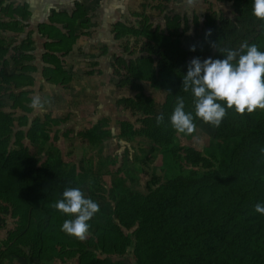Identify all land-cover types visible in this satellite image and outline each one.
Here are the masks:
<instances>
[{
    "label": "trees",
    "instance_id": "1",
    "mask_svg": "<svg viewBox=\"0 0 264 264\" xmlns=\"http://www.w3.org/2000/svg\"><path fill=\"white\" fill-rule=\"evenodd\" d=\"M215 1L232 2L235 16L210 13L201 23L193 16L192 33L188 20L177 14L167 16L163 28L144 22L138 27L113 25L120 52L112 56L111 76L117 89L134 93L133 98L120 99L119 105L140 116L138 129L120 123V137L140 135L149 140L161 155L164 181L136 193L124 180L114 178L109 190L114 204L100 208L93 233L83 243L61 231L70 217L51 205L65 188L82 189L87 175L73 161H66L54 144L57 135L51 128L65 120L49 115L30 120L26 93L33 87V74L55 85L71 82V76L62 73L60 64L26 65L30 56L25 52L32 39H18L22 31L18 22L0 23V262L8 257L31 263L51 261L61 258L62 250L77 247V264H123L115 259L130 254L133 264H264V215L254 210L257 203L264 204L260 151L264 110L243 116L229 110L219 128L196 119V131L203 135L202 151L193 146L196 131L178 135L169 120L176 96L185 99L186 112L194 113L191 94L182 90L189 62L197 57L201 61L224 58L225 53L211 47V42H218L221 50H235L247 41L264 51L260 21L252 16L253 0ZM209 30L211 35L206 37ZM2 32L12 34L11 38ZM10 39L14 47L8 44ZM192 46L195 51L189 50ZM143 84L162 96L157 109ZM161 113L164 123L157 126L156 116ZM15 114L19 116L12 119ZM14 120L19 122L17 128ZM77 136L82 144L98 147L109 131L104 123H97ZM179 136L187 143L179 146ZM198 166L204 172L198 173ZM88 179V197H95L99 186ZM7 216L12 225L7 224Z\"/></svg>",
    "mask_w": 264,
    "mask_h": 264
},
{
    "label": "rangeland",
    "instance_id": "2",
    "mask_svg": "<svg viewBox=\"0 0 264 264\" xmlns=\"http://www.w3.org/2000/svg\"><path fill=\"white\" fill-rule=\"evenodd\" d=\"M157 1L164 2L162 3L163 6L157 5ZM135 8L134 11L136 12L129 11L122 18V22L133 24L136 27L144 22L153 27L163 28L165 18L175 14L179 15L181 20L186 18L190 26L193 16H197L200 23L203 22L205 15L210 13L230 19L235 16L232 2L228 1L197 0V4L188 9L183 0H141V4ZM73 24V33L69 28L66 30V27H64L66 33L62 36L54 29L42 27L40 35L43 42L42 46L39 47L41 56L37 57L34 42L30 50L25 52L26 55L30 56V59L25 62L26 65L34 66L44 62L60 64L62 73L71 76V82L55 85L46 82L44 79L39 80L33 74V87L26 88L28 100L31 103L32 97L39 95L42 98H49L51 104L46 112L41 113L32 109L29 103V117L31 120L35 117L49 115L54 119L65 120L58 127L51 128L52 134L57 135V139H53L54 144L60 148L66 161H73L78 171H82V169L85 171L87 177L82 190L86 196L89 195L88 177H91L96 180L100 194L90 198L98 202L100 208H108L114 204L109 192L114 178L124 180L125 185L132 191L144 193L149 189H153L155 184L164 181L163 162L157 148L153 147V144L146 138L140 135H136L132 139L120 137V123L128 122L134 129H138L140 116H134L122 105H119L120 99L133 98L134 93L115 87L116 79L111 76L113 73L111 64L112 56L117 53L110 54L109 52L113 43L111 44L110 40L104 39V35L102 39H96L95 37H99V35L94 33L96 45L93 44L92 50L89 47L88 52L82 51L77 41L80 40L79 44L82 45L81 43L90 40L89 35L92 33L95 24L90 21L85 23L75 22ZM193 31L194 28L192 27L190 33ZM60 37H63L62 41L59 40ZM9 41L8 44L11 43V47L16 45L12 39ZM116 46L117 43L114 47ZM135 49L138 50L139 48L135 47ZM123 57L127 58L126 55ZM58 58H61V60L59 61ZM98 61L101 62L100 65ZM44 64L46 66V63ZM88 72L93 73V75L89 76ZM143 87L145 95L151 97L157 109L162 96L151 90L148 84H143ZM4 111L6 113L11 112L9 108H5ZM18 116L19 114L13 115L14 118L12 119H17ZM97 123H104L105 129L109 131V136L98 147L82 144L81 139L77 136L78 133ZM18 124V120H14L15 128L18 127ZM178 139L179 146L187 143L184 136H179ZM192 141L195 149L203 150V135L199 131H196L192 136ZM25 142V140H22V143L25 144ZM195 169L198 173L204 172L202 166ZM8 223L13 224L10 216H7ZM90 224L92 226L90 229L91 234L83 242L89 240L93 233L94 218L90 221ZM71 239L74 240V238ZM76 242L81 241L76 240ZM76 250L77 247L66 248L62 250L61 254L63 256L61 258L55 257L51 261L28 262L30 264H77L78 254ZM115 260L123 264H133L131 254Z\"/></svg>",
    "mask_w": 264,
    "mask_h": 264
},
{
    "label": "clouds",
    "instance_id": "3",
    "mask_svg": "<svg viewBox=\"0 0 264 264\" xmlns=\"http://www.w3.org/2000/svg\"><path fill=\"white\" fill-rule=\"evenodd\" d=\"M186 8L197 4V0H183ZM252 16L260 21L264 34V0H253ZM211 35V30L206 34ZM211 47L221 53L223 59L211 57L201 61L193 58L187 65V73L182 79V90L192 97L193 112L185 111V99L176 96L174 109L170 115V125L178 134L191 135L196 131L195 120L199 119L212 128H219L228 111L236 115L253 114L264 110V51L247 41L238 49L218 48V42ZM195 51V46L190 47ZM51 100L39 95L33 96L30 107L38 112H46ZM164 123L163 113L156 116V124ZM264 155V148L260 149ZM60 214L70 218L63 221L61 231L67 236L83 242L91 234L90 221L100 211L98 202L87 197L80 187H67L62 197L51 205ZM255 212L264 215V204L257 203Z\"/></svg>",
    "mask_w": 264,
    "mask_h": 264
},
{
    "label": "crops",
    "instance_id": "4",
    "mask_svg": "<svg viewBox=\"0 0 264 264\" xmlns=\"http://www.w3.org/2000/svg\"><path fill=\"white\" fill-rule=\"evenodd\" d=\"M162 3L157 1L159 6H163ZM140 4L141 0H0V23L18 22L20 28H22L21 34L18 36L19 40L30 37L35 43V53L39 58L41 56L39 47L42 46L43 42L39 27L54 29L62 36L66 33L68 25L74 28L73 23L75 22L85 23L90 21L95 24L92 33L89 35L90 40L81 43L82 45L79 44L80 40H78L79 48L87 52L90 48L92 50L93 44L96 45L94 39V33H96L99 35V37H95L96 39H102L104 35V39L110 40L111 44L113 43L109 49L110 54H113L120 52L119 43L114 41L111 31L113 25L117 22L125 23L122 22V18L129 11L136 12L134 11L135 7ZM64 27H66V30ZM1 35L11 37L12 34L2 32ZM116 43L117 46L114 47ZM98 63L100 65L101 62L98 61ZM34 66L41 68L45 64L41 63ZM0 263L30 264L28 260L10 257L3 259Z\"/></svg>",
    "mask_w": 264,
    "mask_h": 264
}]
</instances>
